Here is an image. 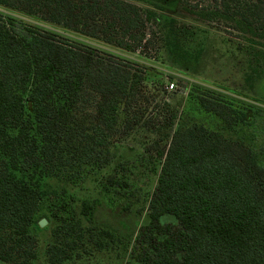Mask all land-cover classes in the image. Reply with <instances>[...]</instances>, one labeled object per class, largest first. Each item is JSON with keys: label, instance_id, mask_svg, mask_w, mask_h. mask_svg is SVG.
I'll return each mask as SVG.
<instances>
[{"label": "trees", "instance_id": "obj_1", "mask_svg": "<svg viewBox=\"0 0 264 264\" xmlns=\"http://www.w3.org/2000/svg\"><path fill=\"white\" fill-rule=\"evenodd\" d=\"M172 5L196 23L235 34L260 49L264 60V0H167L157 4L159 16H168ZM0 8L19 15H0V261L33 264L38 219H45L53 223L55 239L48 262L62 264L80 244L101 251L98 236L112 237L92 230L97 201L78 205L73 190L89 179L103 180L126 99L135 97L152 70L89 46L72 47L74 41L20 17L136 54L150 50L154 35L144 25L155 16L119 0H0ZM76 79L85 81L94 115L81 129L64 119ZM191 90L193 108L219 125L209 130L187 115L178 119L132 259L264 264V167L254 133H246L252 106L205 86ZM101 185L108 193L128 188L116 175ZM43 204L48 210L41 213Z\"/></svg>", "mask_w": 264, "mask_h": 264}, {"label": "rangeland", "instance_id": "obj_2", "mask_svg": "<svg viewBox=\"0 0 264 264\" xmlns=\"http://www.w3.org/2000/svg\"><path fill=\"white\" fill-rule=\"evenodd\" d=\"M119 1L143 13L151 11L154 14L155 17L144 25L146 33L153 31L154 35L148 52L138 50L136 54H126L103 43L20 17L28 24L74 41L76 44L72 47L88 51L85 47L89 46L152 70L143 76L135 97L126 99L127 113L113 144L110 143L109 163L101 171L103 180L99 182L100 177L89 179L73 190L78 205L85 199L97 201L92 230L94 233L106 231L112 237L98 236L105 244L101 251L95 250L92 243L80 244L62 264H138L132 259L134 241L146 221L148 202L163 161L162 152L168 146L178 119L187 115L190 123H203L209 130L219 125L217 118L204 116L188 101L193 85L225 93L252 106L249 110L252 126L247 127L246 133L250 136L254 133L253 148L264 167V60L261 50L242 44L235 34H227L223 29L196 23L177 6H167L168 16L160 17L157 4L167 0ZM0 15L19 17L1 8ZM84 86V80L76 79L75 93L70 91L69 96L66 95L64 119L72 123L73 129L88 127L94 118L90 102H86L88 97L84 96ZM133 119L135 122L128 126L126 122ZM77 136L78 132L74 138ZM112 175L123 178L128 188L105 192L101 182ZM47 210L46 204L40 207L41 213ZM38 220L33 264H49L47 248L55 242L51 236L53 223ZM41 220L46 221L44 226L39 224ZM0 264L13 263L0 261Z\"/></svg>", "mask_w": 264, "mask_h": 264}, {"label": "water", "instance_id": "obj_3", "mask_svg": "<svg viewBox=\"0 0 264 264\" xmlns=\"http://www.w3.org/2000/svg\"><path fill=\"white\" fill-rule=\"evenodd\" d=\"M39 224H40L41 226H44V225L46 224V221H45V220H41V221L39 222Z\"/></svg>", "mask_w": 264, "mask_h": 264}, {"label": "built area", "instance_id": "obj_4", "mask_svg": "<svg viewBox=\"0 0 264 264\" xmlns=\"http://www.w3.org/2000/svg\"><path fill=\"white\" fill-rule=\"evenodd\" d=\"M169 88L172 89L173 88V85H170Z\"/></svg>", "mask_w": 264, "mask_h": 264}]
</instances>
